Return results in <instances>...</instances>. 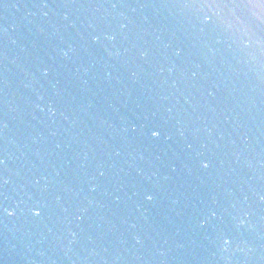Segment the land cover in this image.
<instances>
[{
    "label": "water",
    "instance_id": "95a60500",
    "mask_svg": "<svg viewBox=\"0 0 264 264\" xmlns=\"http://www.w3.org/2000/svg\"><path fill=\"white\" fill-rule=\"evenodd\" d=\"M210 3L0 0V264H264V7Z\"/></svg>",
    "mask_w": 264,
    "mask_h": 264
},
{
    "label": "snow or ice",
    "instance_id": "6c2138e0",
    "mask_svg": "<svg viewBox=\"0 0 264 264\" xmlns=\"http://www.w3.org/2000/svg\"><path fill=\"white\" fill-rule=\"evenodd\" d=\"M216 2V0H211V3L209 4V6H212V4H214ZM247 4L248 5H252V4H259L260 6L264 7V0H247ZM246 46V45H245ZM151 135L153 137L158 136L159 132L158 130H151ZM202 163V167L207 168L209 165L207 163ZM101 175H103V173H101ZM146 199L151 201L153 199V196L151 194H146ZM13 213L9 212L8 215L11 216ZM36 215H39V213H36ZM227 243V241L225 242Z\"/></svg>",
    "mask_w": 264,
    "mask_h": 264
}]
</instances>
